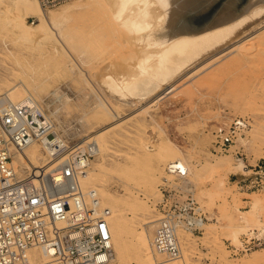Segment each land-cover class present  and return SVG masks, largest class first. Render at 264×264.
I'll return each mask as SVG.
<instances>
[{
  "label": "rangeland",
  "instance_id": "1",
  "mask_svg": "<svg viewBox=\"0 0 264 264\" xmlns=\"http://www.w3.org/2000/svg\"><path fill=\"white\" fill-rule=\"evenodd\" d=\"M75 2L89 3L74 0L45 12L59 13ZM91 9L71 10L66 14L70 19L62 23L71 46L78 50L81 44L88 45L85 55L73 52L77 63L82 59L86 64L79 63L81 70L72 72L57 66L58 60L47 49L20 40L0 17V97L22 83L70 144L92 137L105 145V182L91 181L98 175L95 157L86 186L107 190L122 205L112 213L130 227L123 264H135L131 249L141 233H146L149 243L152 239L161 210L160 186L165 181L177 185L167 176L169 164H164L162 155L166 149L178 153L187 166L185 185L205 216L200 232L189 234L187 242L181 238L187 233L179 237L189 264H264V188L251 185L258 167L264 169V14L249 20L216 53L195 62L158 92L129 101L108 93L102 79L117 63L128 66L140 54L128 45L125 31L110 29L105 17ZM26 22L37 25L32 18ZM96 40L103 46L99 50ZM215 54L223 56L212 61ZM236 121L243 129L226 152L218 153V130L227 131ZM35 147L37 163L46 165L40 147ZM147 158L157 173L156 190L142 187ZM238 165L245 172H239ZM253 201L259 204L257 211L251 207ZM235 231L238 242L232 240ZM248 235L258 240L256 246L246 253L237 251Z\"/></svg>",
  "mask_w": 264,
  "mask_h": 264
},
{
  "label": "built area",
  "instance_id": "2",
  "mask_svg": "<svg viewBox=\"0 0 264 264\" xmlns=\"http://www.w3.org/2000/svg\"><path fill=\"white\" fill-rule=\"evenodd\" d=\"M37 1L48 11L74 0ZM243 127L236 121L227 131L218 130V153L226 152ZM32 144L40 146L46 167L19 175L12 160ZM74 145L56 132L38 103L28 100L17 105L0 97V264L111 262L113 248L105 225L109 211L101 206L96 192L85 191L81 184L97 145ZM166 172L177 185L165 181L159 188L161 210L151 248L155 255L173 261L182 256L179 232H200L205 216L185 185L186 171L173 164ZM251 180L254 188L262 190L264 169L258 167ZM251 236L241 240L237 251L246 253L256 246L258 240ZM34 250L45 260L33 261Z\"/></svg>",
  "mask_w": 264,
  "mask_h": 264
},
{
  "label": "bare ground",
  "instance_id": "3",
  "mask_svg": "<svg viewBox=\"0 0 264 264\" xmlns=\"http://www.w3.org/2000/svg\"><path fill=\"white\" fill-rule=\"evenodd\" d=\"M88 2L89 3L75 2L59 13L50 12L47 14V12L41 9L37 0H0V17L3 18L4 22L7 21L11 29L15 32V35L19 37L20 40L22 39L27 41V43H34L35 46L37 45L41 49H47L46 53L52 57H56L58 60L56 62L57 66L67 68L72 72L74 69L81 70V64H86L85 60L82 59L81 62H79L81 64L77 63L74 53H77L76 55L80 53L83 55L87 54L88 45L83 43V45L81 44L82 47L79 46L78 50H76L73 45L71 46L72 43L65 40L67 35L63 34L64 32L62 27L64 26L62 23L68 20L69 16L67 17L66 14H68L71 10L89 8H92L91 10H93V8H95L105 17L110 29L116 32L118 30L125 31L128 45L137 50L140 54L139 58H137L132 64H128V66H125V62L123 63L124 65H117L120 64L117 63L115 66L113 64V68H115V70L111 68L113 69L112 73L106 74L102 79V83L106 87L108 93L120 100L129 101H131V99H137L140 101L141 99L143 100L145 97H150L152 94L158 92L163 86L171 83L178 74L193 65L195 62L217 51L228 38L232 35L235 36L236 32L249 20L254 19V17H258V15L264 14V5L252 7L246 14L233 22L205 35L198 37H178L169 47L144 51L141 46L136 47L134 43L130 42V40L151 33L155 27L159 28L163 23L164 20L162 13L155 0H88ZM84 13L86 12L84 11ZM26 18L34 19V22H36L37 25L35 27H31L27 24ZM96 41L98 42V40ZM65 42H68L66 43L67 46L69 45L68 47L65 46ZM100 44L98 42V45H96L98 50L103 47ZM128 45L126 44V46ZM91 48L94 47L92 46ZM218 55L215 54L211 60L215 61L223 56ZM78 58L80 59V57ZM53 95H57V92H54ZM1 97L8 98L17 105L24 104L28 100L35 103L33 95L22 83L11 86ZM100 106L103 110L107 112L109 111V108L107 109L108 106L103 104ZM91 139L88 141L86 138L82 139L74 146L89 142L97 145L95 157H97L98 160V175L96 174L91 181L101 184L105 182L103 179L107 175V172L103 167L105 145L98 144L96 138L91 137ZM36 145L37 144H32L24 148L22 152L20 151L19 154L13 158L12 166L17 174L23 175L27 171H33L34 169L46 167V165L41 166L38 164L39 162L37 163L38 150L35 147ZM162 155L164 156V164L168 163V166L173 164L180 165L186 171L187 176V166L178 153H173V151L166 149L163 150ZM154 156L156 157V154L153 155V158ZM143 164L145 167V170H143L145 171L143 172L145 177L142 179L145 180V182H143L142 187L148 191L154 190L157 173L152 169L150 159H144ZM238 167L239 172H245L246 168L244 166L238 165ZM167 176L174 178L169 174H167ZM89 180L87 170L86 174L81 179L83 189L85 191L92 190L96 192L97 196H101L102 200L98 197L101 206L109 211V216L106 219V225L112 236V242L114 245V248H112L114 250L115 257H112L113 259L108 264H112L113 262L123 264L126 255L125 235L127 234L126 231H128L130 227L123 218H117L116 215L112 213L116 208H120L122 205L119 204L115 197L107 190L96 187L89 189L86 186V184L89 183ZM103 202H105L107 206L104 207ZM251 207L257 211L259 209L258 202L253 201V205H251ZM256 211L254 213H257ZM255 223H258V220L256 222L254 220V225H256ZM259 227L260 224L258 228ZM262 227V231H264V225ZM237 233L235 231V233L232 234V240L234 242H238ZM189 234H191V232L180 231L179 237L181 235L182 240L187 242L190 237ZM131 250L133 251V255L135 257V264H189L186 253H182L180 259L173 261H168L159 255H155L151 248V241L149 243L146 233L140 234L137 239V243L133 245ZM151 255L155 258L151 257ZM31 259L33 261L45 260L41 252L38 250H34L31 253ZM250 263L257 264L255 261H251Z\"/></svg>",
  "mask_w": 264,
  "mask_h": 264
},
{
  "label": "water",
  "instance_id": "4",
  "mask_svg": "<svg viewBox=\"0 0 264 264\" xmlns=\"http://www.w3.org/2000/svg\"><path fill=\"white\" fill-rule=\"evenodd\" d=\"M163 17L159 28L130 42L144 51L169 47L178 37H198L246 14L264 0H155Z\"/></svg>",
  "mask_w": 264,
  "mask_h": 264
}]
</instances>
